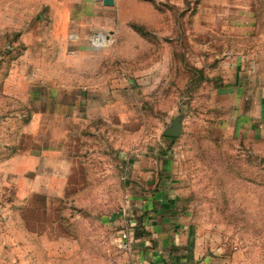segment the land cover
I'll list each match as a JSON object with an SVG mask.
<instances>
[{
    "label": "rangeland",
    "instance_id": "374dc122",
    "mask_svg": "<svg viewBox=\"0 0 264 264\" xmlns=\"http://www.w3.org/2000/svg\"><path fill=\"white\" fill-rule=\"evenodd\" d=\"M43 2L0 0L21 8L0 18L15 29L0 26V138L9 154L25 148L0 197L9 241L33 234L54 264H127L128 211L163 198L202 262L264 264V141L247 138L228 93L251 53L240 32L192 0H120L105 13L51 2L56 16ZM179 116L180 138L164 137Z\"/></svg>",
    "mask_w": 264,
    "mask_h": 264
},
{
    "label": "crops",
    "instance_id": "0c3cea01",
    "mask_svg": "<svg viewBox=\"0 0 264 264\" xmlns=\"http://www.w3.org/2000/svg\"><path fill=\"white\" fill-rule=\"evenodd\" d=\"M19 1L33 2V4L44 1V4L47 3L50 6L48 11L52 15L57 9L51 2H70L72 12H80V8L84 9V7L87 9L86 12H106V6L103 5L102 0ZM113 1L114 5L120 2V0ZM192 1L198 2L197 9L204 12V16L209 17L212 22L219 24V27L225 28L226 33L240 32L242 39L236 44L243 51H251L246 58H236L238 59L236 69L234 73L228 74L230 76L228 77L230 82L228 93H235L237 101L235 108L239 109L240 123L247 138L249 139L252 133L256 140L264 141V0ZM19 7L17 5L16 10L2 9L0 18L6 19L10 13L19 17L21 12ZM82 12L84 11L81 10ZM84 16L89 15L86 13ZM0 26L3 32L15 30L9 29L8 21H2ZM74 120L71 118L72 122ZM0 128L2 129V122ZM0 144L2 145L0 146V197H2V194L10 190L7 185L8 178L17 179L18 177L17 174L10 173L9 166H12L15 161H20L25 148L24 145L22 147L13 145L14 154L12 155L9 154L10 147L3 145L2 138H0ZM174 206V203L171 204L162 198L160 203L142 201L135 210L132 208L128 211L126 222L121 225L123 229L117 238L118 247L124 252V260L127 264H206L200 259L202 255L198 241L191 233L190 225L184 219L185 217L171 216L169 211L175 209ZM3 222L5 220L0 219V264H43L44 258L48 259L49 264L51 261L54 264L56 258L54 249L51 251L49 245H43L44 251L37 250L35 244L33 245L36 241V236L33 234L27 236L28 240L24 236L12 234L15 241L12 243L13 240L9 241L10 237L2 232ZM122 232L127 233L128 237L125 241L121 239ZM40 238V242L41 240L49 242L47 236H40Z\"/></svg>",
    "mask_w": 264,
    "mask_h": 264
},
{
    "label": "water",
    "instance_id": "95a60500",
    "mask_svg": "<svg viewBox=\"0 0 264 264\" xmlns=\"http://www.w3.org/2000/svg\"><path fill=\"white\" fill-rule=\"evenodd\" d=\"M102 3L106 7H112L114 5L113 0H102ZM182 120L183 117L179 116L171 121L170 126H168L162 133V135L169 139H178L182 135Z\"/></svg>",
    "mask_w": 264,
    "mask_h": 264
},
{
    "label": "built area",
    "instance_id": "2783aa9c",
    "mask_svg": "<svg viewBox=\"0 0 264 264\" xmlns=\"http://www.w3.org/2000/svg\"><path fill=\"white\" fill-rule=\"evenodd\" d=\"M127 233L126 232H122L121 233V239H123L124 241L127 240Z\"/></svg>",
    "mask_w": 264,
    "mask_h": 264
},
{
    "label": "trees",
    "instance_id": "16d2710c",
    "mask_svg": "<svg viewBox=\"0 0 264 264\" xmlns=\"http://www.w3.org/2000/svg\"><path fill=\"white\" fill-rule=\"evenodd\" d=\"M144 1H150V0H144Z\"/></svg>",
    "mask_w": 264,
    "mask_h": 264
}]
</instances>
